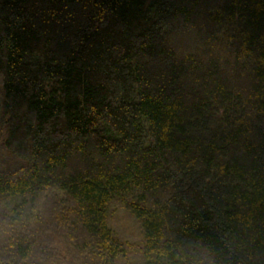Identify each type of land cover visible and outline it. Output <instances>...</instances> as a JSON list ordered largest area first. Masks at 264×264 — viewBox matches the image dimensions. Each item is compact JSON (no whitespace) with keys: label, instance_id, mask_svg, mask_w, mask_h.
<instances>
[{"label":"trees","instance_id":"trees-1","mask_svg":"<svg viewBox=\"0 0 264 264\" xmlns=\"http://www.w3.org/2000/svg\"><path fill=\"white\" fill-rule=\"evenodd\" d=\"M21 217L0 264H264V0H0Z\"/></svg>","mask_w":264,"mask_h":264},{"label":"clouds","instance_id":"clouds-1","mask_svg":"<svg viewBox=\"0 0 264 264\" xmlns=\"http://www.w3.org/2000/svg\"><path fill=\"white\" fill-rule=\"evenodd\" d=\"M24 228L25 225L22 217L12 220L11 222L8 220L0 221V242L6 243L14 239Z\"/></svg>","mask_w":264,"mask_h":264},{"label":"rangeland","instance_id":"rangeland-1","mask_svg":"<svg viewBox=\"0 0 264 264\" xmlns=\"http://www.w3.org/2000/svg\"><path fill=\"white\" fill-rule=\"evenodd\" d=\"M117 217L120 218V220H116L117 226H119L122 229V233L124 236H127L130 240H140V234L139 229L136 223L127 216L125 211H117Z\"/></svg>","mask_w":264,"mask_h":264}]
</instances>
